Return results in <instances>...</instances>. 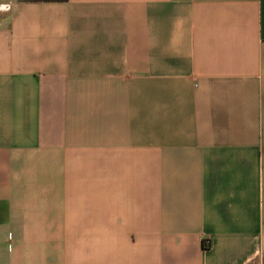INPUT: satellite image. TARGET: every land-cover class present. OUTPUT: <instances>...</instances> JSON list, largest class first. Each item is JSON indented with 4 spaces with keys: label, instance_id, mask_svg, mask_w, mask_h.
Returning a JSON list of instances; mask_svg holds the SVG:
<instances>
[{
    "label": "crops",
    "instance_id": "1",
    "mask_svg": "<svg viewBox=\"0 0 264 264\" xmlns=\"http://www.w3.org/2000/svg\"><path fill=\"white\" fill-rule=\"evenodd\" d=\"M0 264H264V0L0 2Z\"/></svg>",
    "mask_w": 264,
    "mask_h": 264
},
{
    "label": "rangeland",
    "instance_id": "2",
    "mask_svg": "<svg viewBox=\"0 0 264 264\" xmlns=\"http://www.w3.org/2000/svg\"><path fill=\"white\" fill-rule=\"evenodd\" d=\"M2 1H6V0H0V2H2Z\"/></svg>",
    "mask_w": 264,
    "mask_h": 264
}]
</instances>
